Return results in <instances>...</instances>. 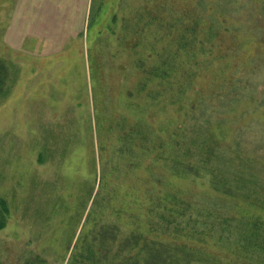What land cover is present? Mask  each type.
I'll list each match as a JSON object with an SVG mask.
<instances>
[{
	"label": "rangeland",
	"instance_id": "obj_1",
	"mask_svg": "<svg viewBox=\"0 0 264 264\" xmlns=\"http://www.w3.org/2000/svg\"><path fill=\"white\" fill-rule=\"evenodd\" d=\"M0 59V262L264 264V0H0Z\"/></svg>",
	"mask_w": 264,
	"mask_h": 264
},
{
	"label": "trees",
	"instance_id": "obj_2",
	"mask_svg": "<svg viewBox=\"0 0 264 264\" xmlns=\"http://www.w3.org/2000/svg\"><path fill=\"white\" fill-rule=\"evenodd\" d=\"M8 65L0 59V94H4L5 82L8 78ZM178 165V164H177ZM183 204L180 205V207ZM186 208V207H185ZM175 211L171 209L173 213ZM182 212H179L181 215ZM8 214L6 205L0 201V229L5 225V218ZM163 219V218H162ZM173 223L169 220L167 224ZM168 228H163L161 231L165 234ZM114 230V229H111ZM156 231H131L128 235L124 236L115 247L112 260L120 259L118 264H200L207 261L200 252L196 253L187 248L185 244L178 242L166 241L163 239L162 234ZM116 232V231H115ZM188 238V236H186ZM178 243V244H177ZM89 258H92L91 251L87 250ZM196 253V254H195ZM40 259V258H39ZM40 262V260H39ZM0 264H3L0 262ZM210 264H219L213 263Z\"/></svg>",
	"mask_w": 264,
	"mask_h": 264
}]
</instances>
